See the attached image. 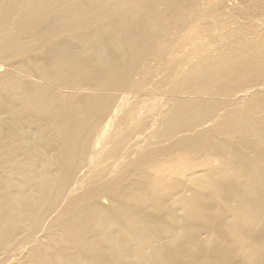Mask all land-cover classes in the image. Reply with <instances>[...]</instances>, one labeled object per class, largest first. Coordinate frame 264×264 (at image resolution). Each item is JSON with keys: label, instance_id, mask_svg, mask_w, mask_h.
Returning a JSON list of instances; mask_svg holds the SVG:
<instances>
[{"label": "bare ground", "instance_id": "6f19581e", "mask_svg": "<svg viewBox=\"0 0 264 264\" xmlns=\"http://www.w3.org/2000/svg\"><path fill=\"white\" fill-rule=\"evenodd\" d=\"M196 1L165 32L160 0H0V264H217L216 207L264 264L221 144L264 124V0Z\"/></svg>", "mask_w": 264, "mask_h": 264}, {"label": "rangeland", "instance_id": "374dc122", "mask_svg": "<svg viewBox=\"0 0 264 264\" xmlns=\"http://www.w3.org/2000/svg\"><path fill=\"white\" fill-rule=\"evenodd\" d=\"M131 1V0H129ZM174 0H160L161 7L154 11L163 13L167 15L168 19L165 24V32L167 30H170L171 27H174L176 23L180 21V14L181 10H185L189 7V17L191 14H193V9L196 4V0H182L179 4H176L177 2L173 3ZM177 1V0H176ZM222 1V0H220ZM214 4V1H211L210 5ZM146 10V8H144ZM150 10V9H149ZM153 13V12H152ZM201 17V16H200ZM194 22H200L202 28H210L211 25H207L203 20H200L199 18H193ZM233 20V17L229 16V19L227 20H217L215 19V24L220 23L218 26H224L228 25V22ZM200 31H204V29H200ZM11 59L4 60V63H11ZM226 91H232L234 89L233 86H225ZM237 90H233V93H236ZM262 103V102H261ZM264 107V104L262 105H256L251 110L245 111L243 114V117H249L251 115H255L258 113L262 108ZM255 130L259 131L261 134L255 133V131L251 130L250 133L252 134L250 137H247L245 134H238L233 133L232 135H227L224 133V136L222 137L221 144L222 147H224V151L227 144H230L232 146V159L237 157L241 159V161L245 162L246 168L244 171L246 172L244 178L245 182L243 184V188L239 189L238 192H242V190L246 193V195L249 194L251 191L253 196H259L261 197L264 194V172L261 170L263 167L262 164H260L259 160L256 161L255 157L257 153H264V149L259 146L258 142L259 140H262L264 138V124L261 127L255 128ZM1 131V130H0ZM211 133L213 134L212 130ZM1 134V133H0ZM245 145H248L247 147ZM258 145V146H257ZM255 146H257V151H255ZM222 147H220V150L222 151ZM242 150V152H241ZM59 157V154H58ZM257 158V157H256ZM211 216L213 221L216 224V227L219 229V233L217 238L220 239L219 242H215L213 245V248L218 247L216 249L215 254L218 255L221 253L220 248L222 249V253L218 256V262L217 264H229L227 261V258L225 256L226 252L233 251L235 252L240 259L238 264H249L252 261V251L248 248L242 247L240 243V235H237L233 226V218L234 214L231 209L222 207V209L218 210V207L215 208L214 212H211ZM31 221V218H29ZM208 230V229H207ZM21 232L17 239L24 237L28 233H34L35 231H38L35 225H33L32 221L28 225V227L24 230H21ZM243 235L249 236L250 234L246 231ZM237 236V237H236ZM212 234L210 233V238L212 239ZM215 241V238L212 239ZM258 242H260L257 239ZM264 244L263 242H260V244ZM259 244V246H260ZM258 246V247H259ZM263 256H264V248H261ZM148 255H151V253L147 252ZM153 258V257H152ZM248 260V261H247ZM155 263V261H154ZM150 263V264H154Z\"/></svg>", "mask_w": 264, "mask_h": 264}]
</instances>
